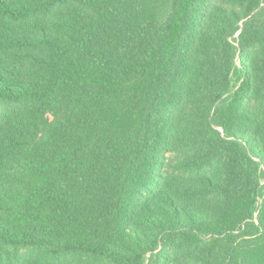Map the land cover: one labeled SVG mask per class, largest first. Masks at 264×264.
<instances>
[{
    "label": "trees",
    "instance_id": "obj_1",
    "mask_svg": "<svg viewBox=\"0 0 264 264\" xmlns=\"http://www.w3.org/2000/svg\"><path fill=\"white\" fill-rule=\"evenodd\" d=\"M0 264H264V0H0Z\"/></svg>",
    "mask_w": 264,
    "mask_h": 264
}]
</instances>
